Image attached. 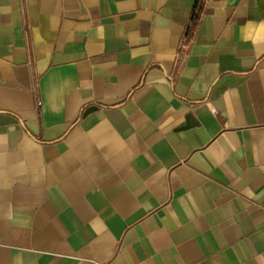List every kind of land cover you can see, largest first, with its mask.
Wrapping results in <instances>:
<instances>
[{"label":"crops","instance_id":"1","mask_svg":"<svg viewBox=\"0 0 264 264\" xmlns=\"http://www.w3.org/2000/svg\"><path fill=\"white\" fill-rule=\"evenodd\" d=\"M0 264H264V0H0Z\"/></svg>","mask_w":264,"mask_h":264}]
</instances>
